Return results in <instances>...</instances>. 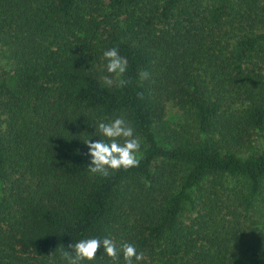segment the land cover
I'll return each mask as SVG.
<instances>
[{"label":"trees","instance_id":"1","mask_svg":"<svg viewBox=\"0 0 264 264\" xmlns=\"http://www.w3.org/2000/svg\"><path fill=\"white\" fill-rule=\"evenodd\" d=\"M118 116L140 163L93 176L86 121ZM90 236L143 264H264V0H0V264Z\"/></svg>","mask_w":264,"mask_h":264},{"label":"clouds","instance_id":"2","mask_svg":"<svg viewBox=\"0 0 264 264\" xmlns=\"http://www.w3.org/2000/svg\"><path fill=\"white\" fill-rule=\"evenodd\" d=\"M103 68L107 75L102 77L105 87H123L128 83L124 79L128 71L129 62L120 54L118 47L103 50ZM144 79L149 73H140ZM94 126L95 131L82 140L87 148L89 160L87 171L93 176H108L110 172L135 168L140 163L142 140L136 134L134 127L128 120L118 116L109 121H86ZM87 133V132H84ZM89 134V133H88ZM92 136L99 139L93 140ZM79 153V149L77 150ZM71 251L63 247L64 264H93L100 257H106L112 264H143L145 254L135 243L124 241L117 244L109 236L104 238L82 237L69 244ZM102 250V251H100ZM99 253V255H98Z\"/></svg>","mask_w":264,"mask_h":264},{"label":"rangeland","instance_id":"3","mask_svg":"<svg viewBox=\"0 0 264 264\" xmlns=\"http://www.w3.org/2000/svg\"><path fill=\"white\" fill-rule=\"evenodd\" d=\"M3 63V62H2ZM170 117L173 119V120H175V119H177L178 117H177V113L175 112V111H171V115H170Z\"/></svg>","mask_w":264,"mask_h":264}]
</instances>
